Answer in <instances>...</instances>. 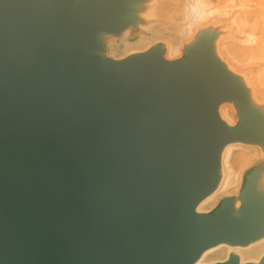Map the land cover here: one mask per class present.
Instances as JSON below:
<instances>
[{
    "label": "water",
    "instance_id": "95a60500",
    "mask_svg": "<svg viewBox=\"0 0 264 264\" xmlns=\"http://www.w3.org/2000/svg\"><path fill=\"white\" fill-rule=\"evenodd\" d=\"M128 1L0 0V264H191L264 230L248 177L239 217L232 199L196 212L219 181V151L264 142V118L210 40L176 61L160 47L95 53L100 32L126 26ZM224 101L235 126L217 116Z\"/></svg>",
    "mask_w": 264,
    "mask_h": 264
},
{
    "label": "rangeland",
    "instance_id": "374dc122",
    "mask_svg": "<svg viewBox=\"0 0 264 264\" xmlns=\"http://www.w3.org/2000/svg\"><path fill=\"white\" fill-rule=\"evenodd\" d=\"M201 1L205 13L199 19L197 7ZM118 19L126 26L117 33L100 34L96 41L101 47L95 53L113 60H123L160 47L165 60L176 61L183 59L186 48L200 39L210 40L213 56L246 92L247 109L258 115L262 108L264 110V0H129ZM141 29L146 30L144 44L138 47L132 45L120 52H112L106 47L108 42L122 43L124 39L135 38ZM248 79L256 96L253 100L249 97ZM219 105L223 106V112L227 115V118L220 119L229 126H235L239 122L236 104L224 101ZM260 114L264 118L262 111ZM222 162L220 155L217 174L219 181L220 176L223 180L228 178V184L224 191L218 190L220 192L215 203L204 207L199 213L211 212L224 199H232L234 205L238 202L240 208V193L245 177L250 178L255 190L259 189L263 192L260 196H264V142L239 141L230 146ZM239 208L236 210L237 217L240 216ZM261 245L264 249V244ZM219 248L209 252L211 254L204 264L224 262L230 255H236L216 253ZM263 259L264 251L242 263L259 264Z\"/></svg>",
    "mask_w": 264,
    "mask_h": 264
},
{
    "label": "bare ground",
    "instance_id": "6f19581e",
    "mask_svg": "<svg viewBox=\"0 0 264 264\" xmlns=\"http://www.w3.org/2000/svg\"><path fill=\"white\" fill-rule=\"evenodd\" d=\"M197 10H198L197 11V18L201 19V17L205 13L204 4L202 1L200 2V5L197 7ZM145 31L146 30H144V31L142 30L133 39H129V40L124 39V41L122 43H120V42H114V43L108 42L109 44L107 43L106 47L108 49H110L112 52H120V51H123V49L127 50V48H129V46H132V45L138 47L139 45H142L145 43V40H146ZM102 33H106V32H100L97 37H99L100 34H102ZM246 84L249 86L248 91H249L250 100H253L254 98H256V96H255L254 91L251 90L252 87H251V82L249 81V79L247 80ZM261 107H262V105H261ZM223 111H224L223 106L219 105L216 109L217 116L219 117V119H220V117L221 118H224V117L227 118V115ZM261 111L264 113L263 108L261 109ZM260 112H259V115H262V114H260ZM227 126L230 127L229 125H227ZM237 142H239V141L228 143V144L224 145V147L219 151L220 152L219 154H221V162L224 160V158L228 154V150H229L230 146L237 143ZM222 166H223V162H222ZM262 180H264V176H262ZM259 181H260V179H259ZM227 184H228V178L223 180L222 176H220L218 188L213 190L210 194H208L207 196L202 198L200 201H198V203L196 205L197 212L201 211L206 206H212L218 197L217 194L220 192L218 190L221 189V191H224ZM255 192L258 195L263 194V192H261L259 189L256 190ZM238 208H239V203L236 202L234 205V210H235L234 212L235 213H232L231 216H233V217L236 216V210ZM257 242H260V243L257 244ZM261 243L264 244V230L258 239H256L255 241H253L247 245H231L229 243L221 241L218 244H215L213 246L207 247L204 250H202L191 264H204L206 258H208L211 254L209 252H212L211 250L218 248V247H220V248L218 249V251L216 253H221V252L234 253L238 256L240 264H242V262L245 261L247 258L254 257L257 255H261L263 253L264 249H263V247H262L263 245H261ZM253 244H257V245H253Z\"/></svg>",
    "mask_w": 264,
    "mask_h": 264
}]
</instances>
